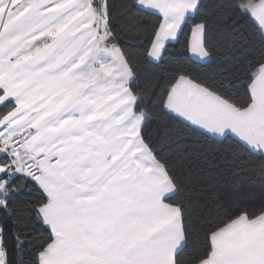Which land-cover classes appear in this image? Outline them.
Masks as SVG:
<instances>
[{"label": "snow or ice", "instance_id": "obj_1", "mask_svg": "<svg viewBox=\"0 0 264 264\" xmlns=\"http://www.w3.org/2000/svg\"><path fill=\"white\" fill-rule=\"evenodd\" d=\"M0 264H264V0H0Z\"/></svg>", "mask_w": 264, "mask_h": 264}]
</instances>
